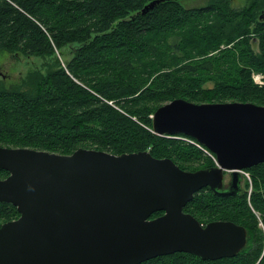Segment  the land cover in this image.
Segmentation results:
<instances>
[{"label":"trees","instance_id":"trees-1","mask_svg":"<svg viewBox=\"0 0 264 264\" xmlns=\"http://www.w3.org/2000/svg\"><path fill=\"white\" fill-rule=\"evenodd\" d=\"M153 1L0 0V57H53L18 81L0 72V147L65 156L80 148L147 152L184 171L214 167L195 140L155 134L151 116L175 99L264 106V83L252 80L254 72L264 75V0L243 10L228 0L200 9L162 0L143 13ZM59 54L70 59L60 65ZM246 173L249 194L219 197L205 188L183 208L200 224L243 227L247 245L239 254L203 261L174 253L141 264H264V164ZM8 175L0 169V180ZM18 216L0 203V226Z\"/></svg>","mask_w":264,"mask_h":264},{"label":"water","instance_id":"water-1","mask_svg":"<svg viewBox=\"0 0 264 264\" xmlns=\"http://www.w3.org/2000/svg\"><path fill=\"white\" fill-rule=\"evenodd\" d=\"M151 122L158 136L195 140L215 166L189 172L147 152L80 148L65 156L0 147V169L9 174L0 180V203L19 215L0 226V264H141L174 253L216 261L239 254L247 245L243 227L200 224L183 208L201 189L230 196L222 191L226 176L229 187L240 188L241 172L264 164V106L175 99ZM155 213L162 215L151 218Z\"/></svg>","mask_w":264,"mask_h":264},{"label":"rangeland","instance_id":"rangeland-1","mask_svg":"<svg viewBox=\"0 0 264 264\" xmlns=\"http://www.w3.org/2000/svg\"><path fill=\"white\" fill-rule=\"evenodd\" d=\"M228 1L231 7H233L236 10H243L244 8L248 7V5L250 4V0H228ZM208 2L209 0H180L181 5H183L187 9L204 8L205 6H207ZM253 46L254 48H256V44H254ZM56 56L59 58L60 65H62L65 61L70 59V56H67L64 59L63 57H60V54ZM46 60L47 62L51 64L53 61V57L47 58ZM46 60L42 58H33V57H29V58L21 57V56L17 57L13 53H6V54L1 55L0 57V72L3 74L4 78L7 76L8 80L18 81L20 76L24 75L27 72L26 69H31V68L34 69L33 67H36V66H40L41 68V63L42 62L45 63ZM253 76L255 78H258L257 76H260L262 80L264 81V75L262 73L254 72ZM109 104L112 105V102H109ZM180 139H183V138H180ZM205 155L211 158L206 151H205ZM227 180H228V177L226 176L225 184H227L228 182ZM246 183H248L250 187H253V178L250 173H245L241 175V187L243 188L242 194L244 192H247V194L250 193V188L247 189L248 191L244 189V186ZM254 214L259 218L256 212ZM259 226L262 228L261 223H259Z\"/></svg>","mask_w":264,"mask_h":264},{"label":"flooded vegetation","instance_id":"flooded-vegetation-1","mask_svg":"<svg viewBox=\"0 0 264 264\" xmlns=\"http://www.w3.org/2000/svg\"><path fill=\"white\" fill-rule=\"evenodd\" d=\"M229 179V178H228ZM228 181V180H227ZM240 188H233V187H229L228 186V182H227V184H225V181H224V186H223V192H225V191H228V193H232V194H229L230 196L232 195V196H237V195H241L242 194V187H241V185L239 186ZM229 197V196H228Z\"/></svg>","mask_w":264,"mask_h":264},{"label":"built area","instance_id":"built-area-1","mask_svg":"<svg viewBox=\"0 0 264 264\" xmlns=\"http://www.w3.org/2000/svg\"><path fill=\"white\" fill-rule=\"evenodd\" d=\"M258 78H255L254 82L258 85H262L264 82L262 81V78L260 76H257Z\"/></svg>","mask_w":264,"mask_h":264}]
</instances>
